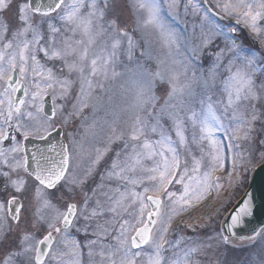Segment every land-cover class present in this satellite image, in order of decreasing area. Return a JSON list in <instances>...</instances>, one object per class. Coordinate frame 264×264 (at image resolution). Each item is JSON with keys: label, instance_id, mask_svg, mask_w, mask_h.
<instances>
[{"label": "snow or ice", "instance_id": "obj_1", "mask_svg": "<svg viewBox=\"0 0 264 264\" xmlns=\"http://www.w3.org/2000/svg\"><path fill=\"white\" fill-rule=\"evenodd\" d=\"M14 3L15 12L9 16ZM114 3L115 0H0V80L8 86L4 93L7 111L0 110V117L8 128H24L25 139L30 134L27 127L19 122L12 123L14 114L19 116L20 106L25 103L24 100L14 102L11 98L22 87L18 81L16 87L12 86L13 73L22 78L29 73L44 78L46 88L60 89L61 99L69 97L73 86L78 84L79 94L72 106L73 112L69 114L77 115L89 107L90 101H99L101 97L95 95L97 90L103 94L106 82L120 75L115 68L121 55L137 64L133 82L136 114L126 132L118 131L113 124L108 125V143L123 142L107 174L116 186L101 193L104 199L98 198L94 190L92 197L85 194L79 207L77 203H68L64 211L56 209L53 220L46 221L50 230L40 239H36L31 229L36 223L45 221L42 209L55 207L48 199L47 190L55 189L68 176L70 157L67 149H61L58 163L50 157H43L45 163H41V159L33 154L36 166L30 170L27 156L13 158L9 163V154L23 152L21 146L0 148V164L8 168V171L0 172V176L7 178L3 189L7 191L11 187L15 193L22 194L28 183L25 176L19 175L23 170L36 182L33 198L38 204L33 223L22 221L24 205L18 195L9 196L7 208L0 202V264H46V261L47 264H82L81 246L68 233V229L74 227L73 222L80 220L84 221L82 230L88 233L91 229V235L95 237L87 244L91 264H137L142 254L146 255L145 264H199L193 259L199 248H184L179 241L165 240L173 216L180 214L178 208L191 206L192 199L202 200L212 187L214 172L223 168V153L215 134L222 131L233 139L249 140L255 123L259 120L264 124V0H217L216 7L225 14L223 18H234V23L221 27L213 21L211 32L200 40L197 48L203 50L213 43V37L220 38L212 67L200 76L195 69V63L199 62L196 49L187 50L186 61L172 62L180 65L178 69L168 67L164 59L153 57L147 49H141L137 56L139 45L133 35L137 29L129 30L127 26H121L118 18L108 15ZM131 7L140 31L154 29L162 38L163 46L170 51L179 48V35L165 23L160 0H132ZM168 7L175 8L176 0H171ZM246 39L249 44H245ZM153 59L157 65L155 71L147 67ZM141 60L145 63H140ZM49 62L51 67H47ZM194 83L199 87V93L193 89ZM165 85L163 95L158 96V87ZM35 86L38 91L33 93V98L42 99L44 90L40 83ZM24 94L27 95V91ZM161 99L163 103H160ZM4 103L0 100V105ZM37 111L42 112V106ZM52 116H55V110ZM27 117L35 118L32 112H28ZM10 139L15 140V137H9L5 127L0 126V142ZM205 141L214 149L206 153L211 157L212 167L202 177L188 176L189 168L184 161L183 175L176 181L184 184V191L177 197L176 193L168 191V185L180 170L181 153L192 157L191 171L199 173ZM197 148L202 153L200 159L193 155V149ZM51 150L55 151V148ZM146 161H151L152 166L146 167ZM145 171L152 173L148 179L157 182L152 189L154 195H147L150 190L147 187L143 192L134 190L142 183L140 173ZM12 173H16L15 179ZM185 177H188L187 182ZM216 181L215 186L221 187L218 177ZM67 183L82 184L83 178L69 179ZM161 195L172 201L173 206L167 226L153 240L152 227L161 215ZM137 201L140 215L136 223L142 226L134 229L135 235H129L132 226L127 219H122V214L130 203ZM145 201L153 206L146 222L144 211L148 205ZM251 214L249 197L231 216L227 231L231 232ZM17 231L19 238L15 246L6 248ZM53 233L61 235V240L57 241ZM260 235L256 232L248 239L254 240ZM109 236L111 240L105 243ZM221 239L228 243L227 236ZM149 241H152L151 251L145 253L143 246Z\"/></svg>", "mask_w": 264, "mask_h": 264}, {"label": "rangeland", "instance_id": "obj_2", "mask_svg": "<svg viewBox=\"0 0 264 264\" xmlns=\"http://www.w3.org/2000/svg\"><path fill=\"white\" fill-rule=\"evenodd\" d=\"M132 0H115L112 10L109 12L110 17L118 18L121 26H127L129 30L137 29L133 35L138 42L136 55L138 56L141 49L151 51L153 57L164 59L167 66L172 69H178L180 65L173 64V61H186L189 49H196L195 54L199 56V62L195 63L197 76L207 72L212 67L214 61V54L216 52V45L220 44V38L213 37V43L203 50L197 48L200 40L203 39L204 34L210 33L214 24H219L221 27L230 22L234 23V18L229 17L224 19L225 14L216 7L217 0H176V7L169 9L168 5L171 0H160L163 8L162 16L166 24L178 33L179 48H173L171 51L163 46L162 38L154 29L140 31L137 28L136 15L134 9L131 7ZM15 12V3L9 10L8 15L12 16ZM205 12L208 18L205 19ZM243 35V34H241ZM249 40H245V44H249ZM223 46V45H221ZM258 47L257 45H252ZM41 63L44 60L41 59ZM140 63H145L141 60ZM49 62L47 67H51ZM156 60L153 59L147 64L152 71L156 70ZM7 67V65H5ZM117 73H120L114 79L110 78L106 82V90L103 94L97 90L95 95L100 96V100H92L89 102V107L84 108L82 112L77 115H69L73 112V104L76 103V97L79 94V85H74L72 92L66 99H61L60 89L55 90L46 88L45 79L39 76H33L29 73L26 77H20L26 85L27 95L24 97V105L21 107L19 116H13V124L17 122L22 123L27 127L30 134L33 136H43L56 126L63 127V137L65 138L69 149V170L65 181H61L55 189H49L48 199L55 206L54 208L42 209V214L45 216V221H40L31 229L36 239L42 238L50 230L47 222L53 220L56 215V209L64 211L68 203H77L78 207L83 203L84 196H93V191L100 199H104L102 192H107L109 188L116 186L115 182L108 179V172L111 168L112 161L116 157V153L120 152L122 141H115L108 143L109 124L118 131H127L128 126L132 122V118L136 114L133 104L135 101V86L137 64L135 60L129 62L124 55L120 57V63L115 68ZM36 83H40L41 89L44 90V95L50 94L53 100L55 116L48 117L43 111L38 112V107L43 108V98H33V93L38 91ZM7 84L0 80V100L5 103L0 105V110L7 111V98L5 96V88ZM16 87V86H15ZM164 87H158L157 95L162 96ZM193 89L199 93V87L194 83ZM9 91H11L9 89ZM43 95V97H44ZM15 93L11 98L14 101ZM163 103V100H160ZM92 105H96L93 108ZM193 107H197L193 102ZM197 107V111H198ZM32 112L35 118L27 117V113ZM47 121L45 124L44 122ZM95 122V123H94ZM227 123V121H225ZM43 125V126H42ZM0 126L5 127V131L9 137H15V140H7L0 142V148H11L18 144L23 148V132L24 128L17 130L15 127L8 128L3 124V117H0ZM45 128L47 129L45 131ZM37 129H39L37 131ZM242 137L243 132L239 133ZM215 138L220 141V149L223 153V168H218L212 178V187L204 194V198L200 201L192 199L191 206L184 205L183 209H179L180 214L173 216L168 232L165 236L167 241H179L181 247L184 248H199L200 251L193 254V259L199 261V264H261L264 260V231L259 237L254 240H239L228 239V243H224L221 237L225 236L221 224L225 211L236 202L239 196L248 185L250 175L254 167L264 159V124L257 121L254 129L251 132V139H233L231 135H226L224 132H217ZM175 139V137H174ZM214 149L209 142H204V158L201 163L199 173H193L191 168L193 166L192 157L181 153L180 170L176 173V179L168 185V191L177 194V197L184 191V184L177 183L183 169L186 166L184 161H187L189 168L188 176L199 175L208 171L212 167L211 157L206 155ZM193 155L200 159L202 153L199 149H193ZM25 156L23 152L10 153L9 163L13 158L19 159ZM99 156V159L97 157ZM146 167H151V161L145 162ZM235 169V171L233 170ZM8 171V168L0 164V172ZM19 175L25 176L28 180L26 189L22 194L15 193L11 187L5 191L4 184L7 183V178L0 176V202L5 203L10 195H18L24 208L22 212V221H29L35 223V212L38 204L33 198L34 187L36 182L31 177H27L23 170H20ZM152 173L142 172L140 177L142 183L135 187V191L143 192L145 187L149 188L147 195L154 194L152 189L156 185V181L148 179ZM219 178L218 183L221 187H216V178ZM231 177V179H230ZM239 177V179L237 178ZM12 178H16V173H12ZM83 178L82 184L69 185L67 180H79ZM188 177H185L187 182ZM163 203L161 204V215L157 219L156 225L153 227L152 239L155 240L159 231L167 226V217L171 215L172 201L161 195ZM96 198V197H94ZM175 199V197L173 198ZM130 203V202H129ZM148 205L144 211V220L150 206ZM91 206L92 201H89ZM140 203H130L128 210L122 214V219H127L129 225V235L134 234V229L141 224H137L139 219ZM74 227L68 229L71 239L76 240L82 251V264H91L87 255V244L89 240L95 239L91 235V229L88 233L82 230L83 220L79 223L73 222ZM57 241L61 240V235L53 233ZM19 238V232L12 234L10 242L7 247H14L15 241ZM111 240L109 236L105 243ZM152 241L148 245L143 246V251H151ZM167 254V253H166ZM67 259V257L65 258ZM96 259H99L98 257ZM146 255L142 254L138 259L137 264H145ZM47 264V261H46Z\"/></svg>", "mask_w": 264, "mask_h": 264}, {"label": "water", "instance_id": "obj_3", "mask_svg": "<svg viewBox=\"0 0 264 264\" xmlns=\"http://www.w3.org/2000/svg\"><path fill=\"white\" fill-rule=\"evenodd\" d=\"M13 87L16 86V81L22 85L20 91L16 92L15 102L23 100L25 97L26 85L23 80L19 79L17 73H13ZM44 108L43 111L47 116H52L54 110L52 98L49 94L43 98ZM63 128L57 126L55 130L49 132L44 139L28 136L24 138L25 154L28 157V163L30 170L34 169L36 164L33 159V154L36 158L41 159V163H45L43 157H50L53 161L59 162L62 148H66L68 152V146L66 140L62 136ZM55 151H52V148ZM69 154V152H68ZM251 198L252 214L246 216L242 222L234 227L231 232L227 231L231 224V216L234 214L238 206L246 199ZM149 203V202H148ZM150 211H153V206L149 203ZM148 212V213H149ZM155 218V217H154ZM147 221V216L146 220ZM142 226V225H141ZM140 226V227H141ZM153 229V227H152ZM264 230V161L258 164L251 175L249 185L243 195L234 204L230 211L226 214L222 222V231L229 239L236 238L239 240H249L248 237L254 236L256 232H262ZM234 233V235H233ZM135 235V233H134ZM257 236H255L256 238Z\"/></svg>", "mask_w": 264, "mask_h": 264}, {"label": "trees", "instance_id": "obj_4", "mask_svg": "<svg viewBox=\"0 0 264 264\" xmlns=\"http://www.w3.org/2000/svg\"><path fill=\"white\" fill-rule=\"evenodd\" d=\"M246 187H247V185H246ZM246 187H245V188H246ZM239 197H240V196H239ZM232 205H233V204H232ZM232 205H231V206H232ZM231 206H230V207H231ZM230 207H229V208H230ZM229 208L225 211L224 215H225L226 212L229 210ZM224 215H223V216H224Z\"/></svg>", "mask_w": 264, "mask_h": 264}]
</instances>
